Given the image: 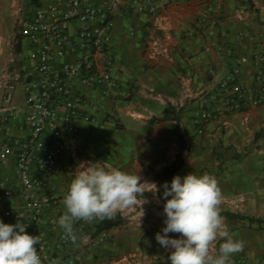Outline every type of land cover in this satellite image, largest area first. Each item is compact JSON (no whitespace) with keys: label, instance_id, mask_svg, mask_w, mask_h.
<instances>
[{"label":"crops","instance_id":"crops-1","mask_svg":"<svg viewBox=\"0 0 264 264\" xmlns=\"http://www.w3.org/2000/svg\"><path fill=\"white\" fill-rule=\"evenodd\" d=\"M38 1L21 4L20 16L30 17ZM10 3L0 0V8L7 7L11 14ZM158 3L154 14L130 13L111 18V74L117 83L114 94L104 95L80 80L75 82L86 98L79 108L87 119L77 125L73 138L76 148L62 154L61 171L54 173L50 186L41 191L58 198L55 206L41 214L40 229L47 244L51 245L62 229L56 220L65 211L63 196L81 162L91 164L98 159L103 166L138 172L144 183V192L136 204L118 210L121 223L104 229L107 237L98 247L88 244V239L97 234L98 218L74 223L73 228L78 229L76 239L56 252L59 257L72 254L75 264H170L171 249L162 247L155 234L162 228L165 216V199L159 197L161 185L166 182L161 172L176 155L183 161L179 175H199L204 171L215 177L221 193L220 211L264 217V103L231 111L221 99L213 98L219 89L218 81L233 71L227 62L226 47L237 59L233 71L237 78L252 84L255 53L264 55V0ZM1 26L0 22V32L7 35ZM244 33L252 38H246ZM28 46L29 40L20 38V50L16 46V60L10 64L12 74L30 70V62L24 58ZM7 56L4 42L0 71L7 64ZM262 70L264 73V61ZM24 101L21 82L15 83L8 101L3 100L0 88V107L15 108V116L7 125L8 134L13 136H25ZM167 106L175 120H150L162 116ZM208 106L215 108L214 114L205 123L203 133L198 134L192 123L193 111ZM173 123L186 139L185 147L175 150L168 144L169 138H175L169 129ZM188 143L190 150L186 149ZM13 161L10 153L4 163L0 162V190L10 191L9 197L0 200V212L24 204L15 185ZM30 169L33 171L34 165ZM220 215L229 232L244 241V247L232 254L231 264H261L264 225L246 219L233 223ZM5 222L16 223L10 219ZM25 231L35 235L28 224ZM221 242L218 237L210 250L215 253Z\"/></svg>","mask_w":264,"mask_h":264},{"label":"built area","instance_id":"built-area-1","mask_svg":"<svg viewBox=\"0 0 264 264\" xmlns=\"http://www.w3.org/2000/svg\"><path fill=\"white\" fill-rule=\"evenodd\" d=\"M12 15L17 27L15 33L0 32V50L5 42L7 64L0 71V88L3 100L8 101L16 82H21L25 101V136L8 134L7 125L15 116L13 106L0 107V162L11 153L14 156L15 185L23 197L21 207H9L0 212V218L24 222L35 235H40L36 247L42 261L47 264H75L70 254L59 257L56 251L64 249L72 239L60 229L48 245L40 229L41 214L58 203L57 196L41 191L50 186L54 173L62 169V154L76 148L74 133L80 120L87 119L79 108L86 101L75 82L97 88L111 96L117 83L111 72L113 55L110 49L111 18L130 13L154 14L158 0H40L30 17L20 16L21 1L10 0ZM251 39L249 33L243 34ZM26 37L29 46L24 58L30 62L29 71L14 73L10 64L16 60V46ZM226 54L230 69L235 70L237 59L228 47ZM264 55L255 53L252 84H246L233 71L218 81V91L213 98L221 99L227 110L239 111L264 103ZM213 106L196 108L192 114L195 132L204 131L205 123L212 118ZM94 163L103 165L96 159ZM34 165V170L30 167ZM10 196V191L0 190V200ZM82 224L86 220H79ZM74 228V234H76ZM107 237L104 230L88 239L91 247H98ZM264 264V257L261 260Z\"/></svg>","mask_w":264,"mask_h":264},{"label":"clouds","instance_id":"clouds-1","mask_svg":"<svg viewBox=\"0 0 264 264\" xmlns=\"http://www.w3.org/2000/svg\"><path fill=\"white\" fill-rule=\"evenodd\" d=\"M143 184L138 172L81 162L63 196L65 211L56 223L75 240L73 225L77 220L91 222L134 206L144 192ZM161 187L165 216L155 239L171 249L170 264H231L232 254L244 247V241L234 237L224 224L215 177L208 173L176 174L170 185L166 181ZM26 226L19 219L13 224L0 218V264H42L36 247L41 237L26 232ZM169 232L180 235L169 236ZM218 237L222 242L213 253L210 246Z\"/></svg>","mask_w":264,"mask_h":264},{"label":"trees","instance_id":"trees-1","mask_svg":"<svg viewBox=\"0 0 264 264\" xmlns=\"http://www.w3.org/2000/svg\"><path fill=\"white\" fill-rule=\"evenodd\" d=\"M17 48L18 50H20V42L17 44ZM166 118H170V119H176L173 111L171 109H169V107H165L164 111H163V115L160 117H152L150 120H161V119H166ZM172 132V134H174L175 139L177 141L178 147L182 148L185 147L186 145V139L183 138L182 134L180 133V128L177 126V124H172L169 128ZM183 161L176 155L175 159L168 164L167 166H165L161 172L163 178L165 179V181L169 182L170 185V181L172 179V177L176 174H178V170L180 168V166L182 165ZM201 174H204V171L201 172ZM163 189V188H161ZM163 191H159V197H161V199H165L161 193ZM220 214L224 215L227 219H230L233 223L236 220H244L246 219L248 222H257L259 224L264 225V217L263 218H255V217H250V216H246V215H242L239 213H233L230 211H220ZM122 221V217L120 215V213L118 211H116L112 216H107L104 218H98V222L95 225V230L101 231L104 229H108L114 225H117L119 223H121Z\"/></svg>","mask_w":264,"mask_h":264},{"label":"rangeland","instance_id":"rangeland-1","mask_svg":"<svg viewBox=\"0 0 264 264\" xmlns=\"http://www.w3.org/2000/svg\"><path fill=\"white\" fill-rule=\"evenodd\" d=\"M20 1H21V4H26L29 2V0H20ZM0 22L2 24L1 28L3 32H5L6 34L15 33L17 23H16V20L13 18V15L10 14L7 7L0 8ZM168 144L172 146L174 150L177 149L178 147L175 141V138L173 137L169 138ZM190 148H191V144L188 143L186 146V149L190 150Z\"/></svg>","mask_w":264,"mask_h":264}]
</instances>
